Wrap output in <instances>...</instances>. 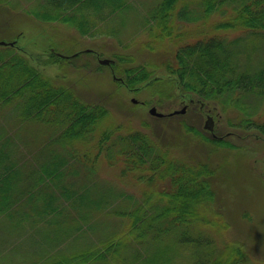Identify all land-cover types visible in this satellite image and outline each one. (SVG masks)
<instances>
[{
  "label": "trees",
  "instance_id": "16d2710c",
  "mask_svg": "<svg viewBox=\"0 0 264 264\" xmlns=\"http://www.w3.org/2000/svg\"><path fill=\"white\" fill-rule=\"evenodd\" d=\"M130 8V0H40L36 15L94 36L101 23L114 33L116 25H109L114 15ZM210 18L218 32L201 33ZM188 22L196 23L190 32L199 34L182 42L189 33L179 26ZM139 26L161 46H177L157 65L162 71L124 67L115 81L133 92L158 87L154 93L160 98L210 109L224 115L233 131L213 135L185 113L150 114L155 127L140 117L149 131L133 127L130 117L127 125L101 129L108 107L43 72L73 56L53 48L33 57L13 40L0 52L5 120L0 122V233L25 238V253L4 256L0 264H253L242 242L217 243L209 232L227 225L216 224V182L225 166L246 157L237 151L233 163L190 161L172 153L176 145L165 139L169 133L162 123L170 119L183 136L193 133L204 144L227 150L236 148L230 135L264 141V0H157ZM227 30L238 32L228 36ZM112 60L99 65L115 74V61L123 64L131 57L115 52ZM181 114L185 118H177ZM11 120L39 129L26 139L10 130L17 125ZM100 158L110 166L117 163L120 176L145 182L140 199L93 180Z\"/></svg>",
  "mask_w": 264,
  "mask_h": 264
},
{
  "label": "rangeland",
  "instance_id": "374dc122",
  "mask_svg": "<svg viewBox=\"0 0 264 264\" xmlns=\"http://www.w3.org/2000/svg\"><path fill=\"white\" fill-rule=\"evenodd\" d=\"M157 0H130L131 8L118 16L113 17L109 24L114 33L104 31L107 24L101 23L99 30L94 36L82 35L80 32L65 22L49 21L36 15L41 12L40 0H8L7 6L0 4V41H16L17 46L21 47L27 54L33 57L44 53L48 49L56 48V52L64 56H73L63 59L60 62L44 66L43 72L47 76H55V81L67 82L75 88V91L89 101H100L108 107L109 115L101 124V129H106L112 125H127L130 117L133 127L141 126L142 118L153 124L152 116L148 112L149 107L154 106L157 111L167 115L169 112L180 109L187 104L174 101L167 97L160 98L154 91L158 89H141L138 92L129 91L122 84L116 82L121 78L122 68L134 65L145 66L151 72L162 71L157 65L162 57L174 49L176 43L161 44L159 41L148 36L146 27L139 26L143 16ZM218 19L219 16H212ZM221 18V17H220ZM205 21L209 27L201 33L218 32L213 29V21ZM121 21V23H120ZM179 28H188V36L182 42L195 40L199 33L190 32L195 24L190 22L183 23ZM108 25V26H109ZM237 30H227L228 36L236 34ZM6 44H0V52L5 51ZM166 47V50H164ZM88 50L98 53L94 56ZM79 53L76 56V53ZM118 52L124 56L131 57L130 61L119 64L115 61V74L107 65H99V59L112 60V54ZM98 69H97V68ZM111 72V73H110ZM121 75V76H119ZM134 99V101H132ZM192 103L188 106L184 116L191 122H195L197 127L204 129L206 117L213 118V128L207 131L213 135L226 134L233 131L228 127L224 115L217 116L210 109H202ZM129 108V110L127 109ZM3 114V112H2ZM0 114V122L5 124V120ZM10 115L9 112L4 115ZM132 114H136L131 117ZM177 116L179 117H184ZM6 115V116H7ZM128 115V116H127ZM185 118V117H184ZM2 119V120H1ZM164 118L163 120H165ZM176 120V119H175ZM17 124L11 125L10 130H18L22 136H27L32 130L37 131L39 126L29 124L24 127L22 123L11 120ZM163 121L164 128L167 129L169 136L166 140L172 141L176 147L172 153L183 156L190 161L193 157L199 159L209 158L211 160H221L220 162H234L237 151L243 153L246 162L236 163L233 166H225L224 173L221 172L220 179L216 182L217 196L215 198L216 211L219 213L216 224L227 223L226 228L218 230L219 225L209 232L215 242L237 240L243 243L247 253V259L253 264H264V141L256 139L254 136L238 138L235 135L228 136L236 148L227 150L220 147L206 145L197 136L191 133L189 136L180 134V126L177 123ZM179 122V121H178ZM159 125V124H158ZM124 127L121 128L123 130ZM12 131H10L12 133ZM20 135V136H21ZM157 135V132H156ZM162 139V135L159 134ZM169 137V138H168ZM200 139V138H199ZM26 147V146H23ZM34 151V147L27 146L26 149ZM207 156V157H206ZM196 160V159H195ZM216 164V163H212ZM258 178V179H257ZM93 180H100L109 188L123 190L140 199L142 192L148 187L140 179H136L131 174L120 176L119 166L107 165L105 161L99 159L97 164V176ZM25 238L12 233L3 235L0 233V260L4 256L17 259L24 255L22 243ZM19 253V255H18Z\"/></svg>",
  "mask_w": 264,
  "mask_h": 264
},
{
  "label": "water",
  "instance_id": "95a60500",
  "mask_svg": "<svg viewBox=\"0 0 264 264\" xmlns=\"http://www.w3.org/2000/svg\"><path fill=\"white\" fill-rule=\"evenodd\" d=\"M0 44H9V45H12L13 42L0 41ZM99 63H101V64H109L110 63V60L109 59H106V58L99 59ZM132 101H134V99H132ZM185 109H186L185 106H183L180 109H176V110H173V111L169 112L168 114L171 115V114H176V113H184L185 112ZM148 112H149V114H151L153 116H156V117H161V116L164 115V113L157 111L154 106L149 107ZM204 128H206L208 130H212V128H213V118L210 115H208L206 117L205 124H204Z\"/></svg>",
  "mask_w": 264,
  "mask_h": 264
}]
</instances>
